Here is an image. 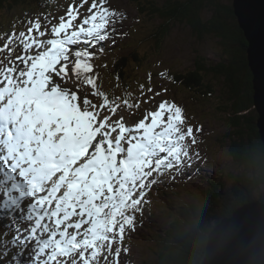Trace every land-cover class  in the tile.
<instances>
[{
  "label": "snow or ice",
  "instance_id": "1",
  "mask_svg": "<svg viewBox=\"0 0 264 264\" xmlns=\"http://www.w3.org/2000/svg\"><path fill=\"white\" fill-rule=\"evenodd\" d=\"M87 3L82 0L80 7ZM106 3L92 0L90 15L79 24L74 23L79 9L73 7L58 24L47 16L43 26L39 18L28 20L27 31L13 32L0 48L9 52L8 65L0 67V264H58V257L79 250L89 264L84 253L91 249L95 259L110 242L132 187L184 138L183 110L167 101L134 127L122 118L112 121L119 100L109 101L87 75L93 71L87 47L112 39L124 18ZM45 35L50 38L39 39ZM13 41L23 49L14 59ZM78 44L85 48L73 51ZM69 63L92 95L103 97L102 104L54 80H66ZM123 104L138 107L127 99ZM105 108L110 115H101ZM187 134H193L191 126Z\"/></svg>",
  "mask_w": 264,
  "mask_h": 264
},
{
  "label": "rangeland",
  "instance_id": "2",
  "mask_svg": "<svg viewBox=\"0 0 264 264\" xmlns=\"http://www.w3.org/2000/svg\"><path fill=\"white\" fill-rule=\"evenodd\" d=\"M49 1L50 0H40L39 2L43 6ZM54 1H59V6L49 12L42 11V9L37 6L31 7L30 9L24 7L23 10L15 11L9 17L5 13H1L0 37L5 36V38L0 41V48L4 46L7 38L13 32L18 35L21 31H27V27L29 26L27 23L21 24L23 22V20H21L20 23L12 26L10 23H12L13 20L29 16L30 18L28 17L27 21L39 18L43 26L44 18L47 16L52 24H58L60 17L63 16L66 18L69 7L79 9L80 15L78 19L74 21L75 24L81 23L85 16L90 15L88 8L92 0H88V3L84 4L83 7H80L82 0ZM166 1L167 0H107L105 5L106 7L122 13L124 18L117 24V32L113 34V38L105 41V49L101 50L103 54H100L97 58L99 61H96V65H93V71L90 74H94L93 77L96 80L97 89L98 91L100 90L99 92L104 93L109 101L117 99L120 102V107L115 114L117 116H112V121L122 118L127 127H134L141 120H144L148 113L158 111L160 103L167 101L169 104H176L183 110L185 123L181 125L184 136L183 140H179L177 144L172 147L170 152L166 151L161 153L158 157L160 162L154 161V163L161 165L160 169L155 165H151L132 187L131 194L125 202L122 214L117 222L116 231L108 234L111 240L110 242H104L97 257L91 259L93 264H159L158 246L160 242H162L159 241V237L168 229L169 224L176 220L179 216L178 214H180V210L190 205H201L202 207V205L207 203L204 195L209 192L210 179H214V182L223 184L222 188L215 186V189L212 191L210 190L212 195L220 193V190L223 189L221 191V197L225 203H228V201H235L234 199L237 198L236 195L238 191L239 196L243 193L241 184H239L238 189L235 188L237 187L238 180L239 183H241V179L246 180V183H248L255 182L256 177H259V173L256 170H252V173L248 168L240 167V165L234 163L232 159L229 158L226 146H228L231 140L230 138L228 141V130L232 129V125L227 124L225 116H221V119L212 117L215 105L216 107H221L223 104L225 106L222 108L227 107V96L233 99L235 98L236 100L227 72H223L222 74L218 73L220 76L216 77L217 80L213 85L215 89L214 97L211 98L210 101L207 98L205 101H200L196 104L192 103L189 93L184 91V87L181 85L172 86L165 78L166 76L176 73L181 75L182 73H186L187 70H190L195 65L194 62L196 57L199 56L197 54L199 51L200 61H208V64L212 65L215 69L218 68L223 71V68H233L231 63H226L227 57L223 45H221V41L219 37H217V35L222 32L221 30L208 35L206 34L205 36L208 37L200 40L198 35L195 36L191 33L192 31L188 26L182 25L181 27L173 29L166 41H164V39L161 41L164 48H157L156 39L159 33L155 32V28L161 23L159 16L153 14L154 10L152 7L155 5H150V2L164 7ZM224 2L225 6H230L233 10V12H229H232L229 18V26L233 30L232 33L235 31L233 26L235 25L239 30L241 29L246 37V32L240 27L239 21L240 0H224ZM214 11L215 10H210L208 15L203 14L204 20L211 18ZM31 13L32 15H30ZM7 24L9 25L8 30L11 29V31L6 35L5 30ZM48 27L50 30L51 25ZM222 29L224 30V26ZM202 37H204V35ZM227 37H229V35H227ZM48 38H50L48 35L39 37V39L42 40H47ZM254 40L256 39L252 40L253 44ZM246 41L248 44L246 61L248 62V68L251 70L252 74L255 73V76L253 75V86H255V78L258 83H261V80L264 79V70L260 72L255 67V65L259 63L264 65V56L260 58L262 54L259 48H257L251 55L254 68L250 67V55L248 54L250 41L247 37ZM11 46L15 47L14 51H12L15 55L12 56L11 53L13 59L23 54L22 46L18 41H13L9 47ZM95 46L99 45L96 44ZM130 52L138 53L140 56L145 57V64L139 70H136V72L123 64V59L127 58ZM35 53L36 49H33L31 54ZM204 54L207 55L206 58L202 57ZM8 56V51L0 52V60H3V64L0 65V67L8 65V59H6ZM108 58L118 60L119 64H123L124 73L121 74H129V76L131 74V81H129L125 87L122 88L118 79L111 78L113 77V65L111 62L107 61ZM70 60L74 61L75 58L70 57ZM127 60L125 64L133 62L131 58ZM134 66H136L135 63ZM20 67H22V65H20ZM73 67L74 64L69 63L68 77L66 80L61 81L59 77L55 78V76L54 80L59 82L64 88L74 92L79 91L77 94L78 96L84 97L87 95V98L94 104H102V97L92 95L93 89L90 85L82 86L80 84L72 71ZM241 72L245 73V70L242 69ZM241 72L239 70L240 81L243 75L240 74ZM175 77L174 75L171 80ZM108 82L109 85H107ZM187 83L191 86L196 84L191 83L189 78L186 77L182 85ZM72 85L74 89L71 87ZM242 86L243 83H241L240 87V96L242 95ZM104 87L108 88V91ZM149 89H151V91H149ZM157 93H159V95H157ZM174 93L177 94L174 96ZM125 99L138 105V107L128 108L123 104V100ZM156 99L159 102L155 104L152 103L151 106H144V104H149ZM252 109V112H257V108ZM249 112L251 111H247L246 113ZM105 113H108L106 108L101 111V115L103 116ZM108 114L110 115V113ZM258 118L256 122L257 126ZM166 120L167 114H165V121ZM189 126L193 128L192 135L187 134V128ZM112 135L116 136L117 133H113ZM257 170L260 169L257 168ZM155 173H158V175L155 176ZM250 190H252L250 193L252 199H258V202H264V184L262 187L254 190L250 187ZM217 196L220 197V194ZM221 201L222 199H220L218 204H220ZM244 205L238 208L242 209L237 210L234 216L231 215L230 218L234 221H230L227 225L228 233L233 238L238 237L235 236L233 225L237 223L242 224L243 220L246 219L244 218ZM251 205H254V203ZM216 208L215 206V209L210 210V216H216L219 213L220 210ZM224 209L226 210L228 207ZM250 211H256V209L251 208ZM248 214L249 219H253L251 214ZM221 217L223 218V223L226 218H229L224 215H221ZM76 219L77 218L74 217L73 222ZM217 226L215 229L218 228ZM21 227H26V225H22ZM84 227L86 228L88 226L85 225ZM83 230L82 228L81 232ZM69 231L73 232L75 230L69 229ZM210 234L207 237V242L203 249L199 247H190L191 249H189L185 255L188 261L185 262H189L190 264H210L211 260L216 256L211 255L213 254V244L210 242L211 245L209 246ZM12 235V233L9 234V238L7 237V239L10 240ZM215 235L214 239L217 238V234ZM45 238H47V234H45ZM241 238L244 242H247V239ZM81 251L83 250L76 251L70 256L58 257V264H74L73 261L81 262ZM88 251L90 253V250ZM252 254L255 256V264H261L262 260L257 259L258 257L255 253H251L250 258L253 259ZM41 259H43V257H41ZM82 263L84 264V262ZM232 263L239 264L235 258Z\"/></svg>",
  "mask_w": 264,
  "mask_h": 264
},
{
  "label": "trees",
  "instance_id": "3",
  "mask_svg": "<svg viewBox=\"0 0 264 264\" xmlns=\"http://www.w3.org/2000/svg\"><path fill=\"white\" fill-rule=\"evenodd\" d=\"M40 0H0V14L5 13L8 17L12 15L15 11L23 10L24 7L27 9L31 7H40ZM155 5L152 7L153 14L159 16L160 25L156 27V32L159 33L157 36V48H164L161 41L167 40L168 36L171 34L172 30L176 27H181L186 25L191 29L193 35L199 37V39L207 38L206 34L214 33L221 30L217 37L223 45L226 54V63H231L232 69H215L212 65L208 64V61H200V51L197 53L199 56L196 57L195 65L187 70L186 73L174 74L176 77L172 79L174 75L166 76L165 78L171 83L172 86H182L184 91L189 93V97L193 104L200 101H205L207 98L210 101L214 97L215 89L213 88L214 82L217 80L216 77L220 76L218 73L227 72L228 79L232 84L233 92L236 96H227V107L214 106V112L212 117L216 119H221V116L226 117L227 124L232 125V129L228 130V146H226L227 155L232 161L240 167L248 168V170H256L259 173V177H256L255 182L244 183V187L248 190L244 197H237L235 202L228 203L224 208L222 215L231 217L234 210L241 205H243L251 196V189H257L262 187L264 184V143L261 139L260 130L257 126V112L253 111L255 108L254 97L255 89L253 86V74L248 68L247 58V48L248 44L246 37L244 36L241 29L239 30L235 25V31L232 33V28H230V14L232 15V8L230 6H225L224 0H167L164 7L158 6L157 4L150 2V5ZM143 6V5H142ZM140 7V6H139ZM212 7V9H211ZM210 10H215L211 18L204 20L203 14L208 15ZM232 11L231 13H229ZM27 20L26 17L18 19V21ZM14 21V20H13ZM9 24V21H8ZM7 24L6 29L9 27ZM210 25V27H209ZM224 26V30L222 29ZM190 32V31H189ZM204 35V37H202ZM229 35V37H227ZM4 39L0 37V41ZM1 44V43H0ZM202 56V55H201ZM202 57H207L203 55ZM128 58H131L133 62H127ZM124 65L129 69L136 72L145 64V57L140 56L138 53L131 52L127 58H124ZM134 63L136 66H134ZM123 64H116L112 69L113 77L120 81L122 88L131 81V74H121L123 72ZM242 69L245 73L241 72ZM240 74H243L241 81L239 79ZM248 72V73H247ZM187 75V76H186ZM93 77V76H91ZM189 78L191 83H196L191 86L189 83L182 85L183 80ZM96 81V80H95ZM188 82V81H187ZM242 86V95L240 96V87ZM109 85V82L108 84ZM177 93H174V96ZM211 94V95H210ZM240 107V108H239ZM252 109V110H251ZM247 111H251L246 113ZM259 168L260 170H257ZM217 183L211 185L213 190ZM218 194L206 193L208 194V200L214 202V206H217L220 197ZM204 195V196H205ZM262 199V198H261ZM196 205H190L187 208L180 210L179 216L172 223L169 224L168 229L161 234L159 237L160 242L158 246L159 264H190L188 258H185L190 247H199L203 249L206 245L207 237L210 233V229L204 226V221H206L207 211L200 212ZM205 207V204H204ZM223 217V216H222ZM220 217L217 223L222 219ZM186 259V260H185ZM180 262V263H178Z\"/></svg>",
  "mask_w": 264,
  "mask_h": 264
},
{
  "label": "water",
  "instance_id": "4",
  "mask_svg": "<svg viewBox=\"0 0 264 264\" xmlns=\"http://www.w3.org/2000/svg\"><path fill=\"white\" fill-rule=\"evenodd\" d=\"M241 4L239 5V21H240V27L243 28V31L246 32V37L250 41V46L248 49V54L250 55V67L254 68L253 65V59H252V52L257 50L261 51L262 58L264 56V0H240ZM254 40V44L252 43V40ZM255 67L258 69V71L264 70V65L262 63H259L255 65ZM255 76V73H253ZM254 89H255V97H254V104L255 108H257V113L259 115L258 118V128L260 130L261 139L264 143V79L261 80V83H258L256 78L254 79ZM254 205H251L252 203H249L250 205L248 208L245 209L248 213H255L260 212L262 209H264V202H253ZM256 204V205H255ZM261 204V205H260ZM251 208L256 209V211H250ZM237 211V210H236ZM235 211V213H236ZM233 214V216L235 215ZM232 216V217H233ZM261 218H263V215H259ZM264 226V224H263ZM217 229H214L210 234V241L209 246L211 245V241L214 240V237L217 234V239L219 238L220 232L225 230V223H223V220L221 223L217 226ZM255 239L250 238L246 243H244L245 247V253L246 256L243 260H247V264H255V256L253 255L251 259V253H255L258 257L257 259H261L262 263L264 264V253H258L260 252L258 249L259 247L264 243V239L261 241L259 247L253 252V244L257 243L254 241ZM212 247V246H211ZM258 250V251H257ZM210 252V251H209ZM212 255V254H211Z\"/></svg>",
  "mask_w": 264,
  "mask_h": 264
},
{
  "label": "bare ground",
  "instance_id": "5",
  "mask_svg": "<svg viewBox=\"0 0 264 264\" xmlns=\"http://www.w3.org/2000/svg\"><path fill=\"white\" fill-rule=\"evenodd\" d=\"M30 15H32V13ZM17 21L18 20H14L12 23H10V25H14ZM76 93L78 94L79 91H77ZM102 100H103V97H102ZM157 131H159V129H157ZM154 161L157 162L156 159ZM244 206L246 209L250 205L246 204ZM241 209H237V210H241ZM259 215L264 216V209H262V211L260 212H255L251 214L253 218L251 220L249 219L248 212L244 211V218L246 219L243 220V223L242 224L237 223L233 225V228H234L233 231L235 233V236H238L239 238L238 237L233 238L228 233L227 225L230 223V221L232 222L234 220H232V218L230 219L226 218L225 220L226 223L224 222L225 230L220 232L218 239L216 238L211 241V243L213 244V254L212 255L213 256L216 255V256H214V259L211 260L210 264H233L232 261L234 260V258L239 264H247V260H243L244 257L246 256L245 247H244L245 246L244 243L246 242H244L241 237L247 239V241L250 238L255 239L254 241L257 243L253 244V252L259 247L261 241L264 239V226H263L264 217L261 218ZM258 250L260 251L258 253H264V243L259 247Z\"/></svg>",
  "mask_w": 264,
  "mask_h": 264
}]
</instances>
